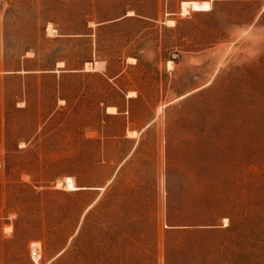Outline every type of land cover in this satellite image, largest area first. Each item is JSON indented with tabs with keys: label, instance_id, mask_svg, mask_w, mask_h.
Returning a JSON list of instances; mask_svg holds the SVG:
<instances>
[{
	"label": "rangeland",
	"instance_id": "1",
	"mask_svg": "<svg viewBox=\"0 0 264 264\" xmlns=\"http://www.w3.org/2000/svg\"><path fill=\"white\" fill-rule=\"evenodd\" d=\"M0 264H264V0H0Z\"/></svg>",
	"mask_w": 264,
	"mask_h": 264
},
{
	"label": "bare ground",
	"instance_id": "2",
	"mask_svg": "<svg viewBox=\"0 0 264 264\" xmlns=\"http://www.w3.org/2000/svg\"><path fill=\"white\" fill-rule=\"evenodd\" d=\"M64 186L68 189H76L78 187H76L74 184H73V180L70 176H67L65 179H64Z\"/></svg>",
	"mask_w": 264,
	"mask_h": 264
}]
</instances>
